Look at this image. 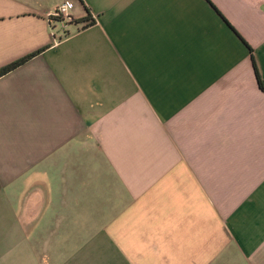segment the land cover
I'll list each match as a JSON object with an SVG mask.
<instances>
[{"label":"crops","instance_id":"1","mask_svg":"<svg viewBox=\"0 0 264 264\" xmlns=\"http://www.w3.org/2000/svg\"><path fill=\"white\" fill-rule=\"evenodd\" d=\"M29 55L0 264H264V0H0V71Z\"/></svg>","mask_w":264,"mask_h":264},{"label":"built area","instance_id":"2","mask_svg":"<svg viewBox=\"0 0 264 264\" xmlns=\"http://www.w3.org/2000/svg\"><path fill=\"white\" fill-rule=\"evenodd\" d=\"M73 2L61 3L50 15L49 23L53 28V34H56V27H60L62 36L68 35V27L74 23Z\"/></svg>","mask_w":264,"mask_h":264},{"label":"trees","instance_id":"3","mask_svg":"<svg viewBox=\"0 0 264 264\" xmlns=\"http://www.w3.org/2000/svg\"><path fill=\"white\" fill-rule=\"evenodd\" d=\"M92 21H93L92 14L89 12L87 18L84 19V21H81V22H88V25H91ZM33 57H34V55H32V56L29 55L28 57H26V58H24V59H22V60H20V61H18L16 63H12V64L8 65L7 67H5L4 69H2L0 71V75L7 74L11 70L16 69L22 63H25L26 61H28L29 59H32ZM254 66H255V69H256V75H257L258 83L260 85V89L264 92V81H262V79H261V77L259 75V72H258L259 70L257 68V65H256L255 61H254Z\"/></svg>","mask_w":264,"mask_h":264}]
</instances>
